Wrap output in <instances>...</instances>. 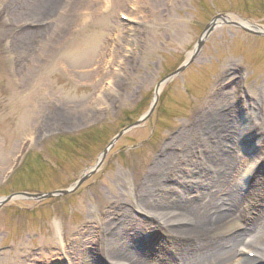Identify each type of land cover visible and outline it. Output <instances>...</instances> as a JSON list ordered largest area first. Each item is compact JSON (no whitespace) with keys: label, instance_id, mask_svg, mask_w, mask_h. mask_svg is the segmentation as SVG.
<instances>
[{"label":"rangeland","instance_id":"374dc122","mask_svg":"<svg viewBox=\"0 0 264 264\" xmlns=\"http://www.w3.org/2000/svg\"><path fill=\"white\" fill-rule=\"evenodd\" d=\"M216 14L264 27V0H0V197L66 189L89 171L111 138L147 111L156 84L184 62ZM95 34L101 39L78 52ZM110 68L117 74L102 90ZM98 92L106 104L90 101ZM221 95L228 105L217 113L199 106ZM213 117L227 119L234 140L233 150L215 154L235 185L233 219L250 224L251 207L264 201V132L257 130L264 127V36L222 24L163 83L151 116L123 133L76 191L0 207V264L101 257L100 240L127 223L143 231L129 242L138 256L187 253L195 242L157 231L141 211L155 208L142 202L175 198L167 185L202 182V164L187 165L199 163L202 151L185 148L203 128L218 127Z\"/></svg>","mask_w":264,"mask_h":264},{"label":"bare ground","instance_id":"6f19581e","mask_svg":"<svg viewBox=\"0 0 264 264\" xmlns=\"http://www.w3.org/2000/svg\"><path fill=\"white\" fill-rule=\"evenodd\" d=\"M100 39L98 34L92 35L77 46L78 52ZM102 62L115 66V63H109L106 58ZM109 67L105 66L103 69L106 71ZM109 71V80L102 86V90L109 91L111 89V78H113L111 75L117 74L118 70L110 68ZM214 88L215 85H212L210 92ZM225 98L224 95H221L213 100L210 99L209 102L207 101L209 98H206L200 102L199 106L202 107L208 103L210 112L217 113L219 109L228 105ZM90 101L96 105L106 104V98L100 92ZM216 119H218V123H216L218 127L212 129L205 127L206 129L203 128V131L201 129L203 137L185 148L187 154L191 146L202 151L203 155L201 154L199 163L196 160L189 159L187 161L188 166L202 164V182L198 183L199 186L187 183L185 184L186 189L177 190L172 185H167L166 189H169V192L176 193L175 198L165 197L160 201L149 195L150 199L142 202L145 207L155 208L152 213L144 209L141 211L152 216L157 231L163 232L168 238H175V240L189 238L193 240V243L195 242L194 246L181 256L169 253V255L160 257L161 259L148 261L147 258L137 255L139 250L135 246V243L138 242L136 239H139L136 236L143 232L141 227H134L133 224L127 223L126 227L117 228L111 231L108 237H103L105 240H100L102 246L95 250L101 252L103 249L104 254L101 257L80 258L74 264H264V201L255 203V207H251L254 220L250 224H235L232 212L236 200L238 201L235 185L232 181H228V175H225L229 165L225 160L215 155L218 151L233 150L234 140L230 139L229 133H225L230 129L227 126V119L221 117ZM258 129L264 132V127L262 128L260 124H257ZM171 142H175L174 138ZM205 157L209 161L208 164H206ZM175 159L180 161L178 155ZM209 164L211 165L209 166ZM174 185L177 186L176 183ZM232 190H234L233 193ZM189 191L196 194L186 195L185 193ZM171 205L175 207L174 211L167 210L166 207ZM129 242L135 243L130 244ZM256 246L259 248V252L254 251ZM245 250L247 251L245 252ZM248 252H254L255 255L250 257Z\"/></svg>","mask_w":264,"mask_h":264},{"label":"water","instance_id":"95a60500","mask_svg":"<svg viewBox=\"0 0 264 264\" xmlns=\"http://www.w3.org/2000/svg\"><path fill=\"white\" fill-rule=\"evenodd\" d=\"M245 23L247 22H238V21H232L229 19V17L226 14H216L214 17H212V19L210 20L209 23H207L205 25V27L203 28V31L201 32L199 38L197 39L193 50L188 54V56L186 57L185 61L177 68L175 69L173 72L169 73L168 75H166L164 78H162L155 86L154 89V99L149 107V109L134 123L124 127L123 129H121L107 144V146L104 148V150L101 152L99 159L97 160L96 164L94 166H92L90 168L89 171L87 172H83L79 178L73 182L68 188L66 189H60V190H54L51 192H45V193H29V192H17V193H13L7 196H3L0 197V207L2 205H5L6 203L16 199V198H20V197H24V198H28V199H33L36 201L45 199V198H50V197H55V196H62V195H67L70 194L72 192H74L90 175H92L94 173V171L97 169V167L99 166V164L101 163V161L103 160L106 152L113 146V144L115 143V141L126 131L139 126L142 122H144L148 117H150L154 105L156 103L157 100V94L158 91L160 89V86L167 81L169 78H171L172 76H175L176 74H178L179 72H181L187 65H189L197 56L198 52L200 51L202 45H203V41L204 39L218 26L222 25V24H231V25H235L237 27H240L241 29L256 34V35H261L264 36V27H260L256 24H252V23H248V25L250 26H245Z\"/></svg>","mask_w":264,"mask_h":264}]
</instances>
